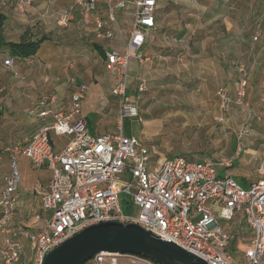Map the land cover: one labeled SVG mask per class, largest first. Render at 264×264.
<instances>
[{
  "label": "rangeland",
  "instance_id": "obj_1",
  "mask_svg": "<svg viewBox=\"0 0 264 264\" xmlns=\"http://www.w3.org/2000/svg\"><path fill=\"white\" fill-rule=\"evenodd\" d=\"M107 1L96 0L93 15L113 30L111 40L97 38L94 26L84 24L79 15L66 27L59 28L56 17L71 0H36L23 14L10 11L4 16L1 37L5 42H18L23 36L35 40L46 38V41L28 65L24 59L14 60L13 71L2 66L9 55L6 45L0 47V188L8 173L4 174L5 163L10 170L11 150L30 139L42 126L34 111L42 96L57 93L59 107L64 108L77 87L85 84L88 92L84 98L95 92L96 107L101 108L104 116L106 125L100 128V133H115L120 127L117 123L119 99L111 94L118 80L106 70L105 59L90 44L99 45L105 52L111 49L123 52L129 39L132 10L115 11L114 21L109 23ZM157 2L156 28L150 32L143 48L148 60L142 64L131 62L128 73V97L138 106L141 121L124 119L123 134L132 135L151 148L154 159L176 155L189 160L230 158L237 149L238 156L245 150L257 149L259 154H254L251 164L241 169V174L255 180L257 168L264 159V112L261 109L264 104V22L259 13L264 0ZM255 35L259 36L258 41L252 40ZM237 62L247 68L241 103L237 102L235 94L240 77ZM259 62L263 63L262 67L256 71ZM142 81L145 88L136 93ZM219 89H223L229 99L223 108L217 95ZM241 132L243 135L238 138ZM51 138L56 149L68 140L67 136L51 135ZM4 149H8L5 155ZM236 160L233 158L231 166L220 173L231 174L247 189L248 180L235 174L238 171ZM16 164L20 174L18 195L25 194L36 179L47 176L43 170H32L25 157H18ZM28 200L27 192L17 207L13 227L35 230L41 225L32 223L28 214L31 208L38 211L39 203ZM127 201L125 195L119 196L123 213L136 215L138 210L130 199L128 204ZM21 244L23 253L15 264H31L28 241L21 239Z\"/></svg>",
  "mask_w": 264,
  "mask_h": 264
},
{
  "label": "built area",
  "instance_id": "obj_2",
  "mask_svg": "<svg viewBox=\"0 0 264 264\" xmlns=\"http://www.w3.org/2000/svg\"><path fill=\"white\" fill-rule=\"evenodd\" d=\"M35 3L36 0H0V10L10 7L23 14ZM157 7V0L107 1L109 23L114 21L115 11L132 10L125 50L105 52V68L118 80L111 90L119 99L120 127L115 133L89 132L81 113V101L88 92L85 84L70 95L66 111L59 107L55 92L38 99L34 111L43 124L30 139L11 150L10 170L0 192V264L20 260L21 239L28 241L31 264H42L50 251L82 229L108 221L136 224L207 264H264V159L257 168L258 177L244 189L231 174L220 173L231 166L233 158L189 160L176 155L154 159L151 148L122 132L124 119L141 121L138 106L126 95L128 73L131 62L142 64L148 60L143 46L156 28ZM95 12L96 0H71L57 15L56 25L64 28L79 15L84 24L94 26L97 38L113 39V30L94 16ZM31 58L24 59L25 64ZM2 66L13 71L14 59L7 56ZM238 71L235 94L241 103L245 96V66L239 65ZM144 88L142 81L137 92ZM217 95L225 107L229 99L224 90L219 89ZM51 135L67 136L68 140L56 149ZM242 135L241 132L238 138ZM18 157L28 159L33 170L50 173L46 185L35 182L28 190V201L39 203L38 211L31 208L28 212L32 223L41 224L35 230L12 226L18 206ZM120 195L127 197V204L131 200L138 210L136 215L123 213ZM236 222H243L244 228L231 227ZM121 259L129 264H156L139 256L115 254H96L88 262L122 264Z\"/></svg>",
  "mask_w": 264,
  "mask_h": 264
},
{
  "label": "water",
  "instance_id": "obj_3",
  "mask_svg": "<svg viewBox=\"0 0 264 264\" xmlns=\"http://www.w3.org/2000/svg\"><path fill=\"white\" fill-rule=\"evenodd\" d=\"M96 254L139 256L156 264H207L136 224L118 221L82 229L50 251L42 264H86Z\"/></svg>",
  "mask_w": 264,
  "mask_h": 264
},
{
  "label": "crops",
  "instance_id": "obj_4",
  "mask_svg": "<svg viewBox=\"0 0 264 264\" xmlns=\"http://www.w3.org/2000/svg\"><path fill=\"white\" fill-rule=\"evenodd\" d=\"M40 7H41V5H40ZM10 11H13L10 7H6V8H4V9H2V10H0V15H2V16H6V15H8L9 14V12ZM14 12V11H13ZM259 13H260V20H261V22L263 21L264 22V2H263V5L260 7V11H259ZM5 18V17H4ZM157 22V21H156ZM259 25V27H260V25H261V23L260 24H258ZM4 27H5V19H4V22H3V24H2V26H1V29H0V31L2 30V29H4ZM262 28H263V30H264V23H263V25H262ZM185 33L184 34H186V30H183ZM2 32V31H1ZM263 35H264V33H263ZM256 36V35H255ZM254 37V36H253ZM253 37H252V40H253ZM258 38H259V36L257 37V41H258ZM263 38H264V36H263ZM254 41H256V40H254ZM134 62V61H133ZM239 62H237V64H238ZM262 62H259V64H258V67H257V69H256V71L258 70V69H260V67H262ZM131 65V64H130ZM239 65H244V64H242V63H239L237 66H239ZM237 68V67H236ZM246 68V67H245ZM238 69V68H237ZM246 70H247V68H246ZM129 76V75H128ZM113 89V88H112ZM129 89V88H128ZM95 96H96V94H95V92L93 93H90V95H88L87 97H83L82 98V102H81V113L86 117V119H89L90 121H92L93 122V128H94V134L96 135H98V134H102V133H100V128L101 127H104L106 124L103 122V115H102V113L100 112V109L101 108H97L96 107V98H95ZM68 104H69V101H68V103H67V106L66 107H64L63 108V110H67V108H68ZM262 110H263V112H264V104H263V106H262V108H261ZM32 112V111H31ZM101 115V116H100ZM37 116V115H36ZM41 121V120H40ZM42 122V121H41ZM103 122V123H102ZM42 124H43V122H42ZM130 136H132V135H130ZM66 143V142H65ZM62 147V146H61ZM60 148V147H59ZM5 150H7L8 151V149H4L3 151H2V153L5 155V153H4V151ZM264 152V151H263ZM236 154H238L239 155V153H238V149L234 152V153H232V156H230V158H237V160H238V171L237 172H235V174H237V175H239V176H241L242 178H246L247 180H248V182H251L252 181V177H250V176H248V175H243V174H241V169L245 166V165H247V166H249L250 164H251V162H250V158L251 157H253V155L254 154H259V150H257V149H248V150H245V151H243V154H242V156H237V157H235L236 156ZM11 156V155H10ZM227 158V157H226ZM236 160V161H237ZM5 165H7V166H5V170H4V174H6L7 172H9V167H8V164L7 163H5ZM29 165H30V163H29ZM31 168V167H30ZM249 168V167H248ZM32 169V168H31ZM33 170V169H32ZM42 171V170H41ZM43 171H45V173L47 174V176L46 177H42V178H40V179H36L35 180V182L36 181H39L42 185H46L47 184V182H48V180H49V178H50V173L47 171V170H43ZM8 174V173H7ZM6 174V175H7ZM234 174V175H235ZM5 175V176H6ZM4 176V177H5ZM3 180H4V178H3ZM34 182V183H35ZM249 184V183H248ZM33 185V184H32ZM29 186H31V185H29ZM29 186L27 187V192H28V188H29ZM1 190H2V187L0 188V192H1ZM27 192L25 193V194H27ZM24 193H22L21 195H18V206L17 207H19V204H21V202L22 201H20V200H22L23 199V196L25 195ZM236 226H239V227H241V228H244V223L243 222H236L233 226H231V227H236ZM120 262L122 263V264H129V262L127 261V260H123V259H121L120 260ZM89 264H91V263H89Z\"/></svg>",
  "mask_w": 264,
  "mask_h": 264
},
{
  "label": "trees",
  "instance_id": "obj_5",
  "mask_svg": "<svg viewBox=\"0 0 264 264\" xmlns=\"http://www.w3.org/2000/svg\"><path fill=\"white\" fill-rule=\"evenodd\" d=\"M4 22V16L0 15V29ZM184 33V32H183ZM46 41V38H40L35 40L34 38H28L27 36H23L18 42H5L1 37L0 31V47L6 45L8 48L9 57L16 59H26L29 57H34L40 46ZM145 46V45H144ZM143 46V48H144ZM90 47L94 49L102 58L105 59V51L97 44H90ZM128 89L126 91V95H128ZM137 93V91H136ZM87 121V128L92 135L94 134L93 122L89 119ZM130 136V135H129Z\"/></svg>",
  "mask_w": 264,
  "mask_h": 264
}]
</instances>
